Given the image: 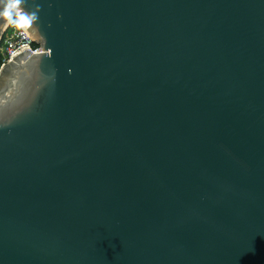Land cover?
Masks as SVG:
<instances>
[{
	"label": "water",
	"instance_id": "95a60500",
	"mask_svg": "<svg viewBox=\"0 0 264 264\" xmlns=\"http://www.w3.org/2000/svg\"><path fill=\"white\" fill-rule=\"evenodd\" d=\"M35 3L43 52L0 70V264H264V0Z\"/></svg>",
	"mask_w": 264,
	"mask_h": 264
},
{
	"label": "clouds",
	"instance_id": "9594fccd",
	"mask_svg": "<svg viewBox=\"0 0 264 264\" xmlns=\"http://www.w3.org/2000/svg\"><path fill=\"white\" fill-rule=\"evenodd\" d=\"M28 0H0V18L17 29H30L38 25L41 5L33 0V7H27Z\"/></svg>",
	"mask_w": 264,
	"mask_h": 264
},
{
	"label": "built area",
	"instance_id": "2783aa9c",
	"mask_svg": "<svg viewBox=\"0 0 264 264\" xmlns=\"http://www.w3.org/2000/svg\"><path fill=\"white\" fill-rule=\"evenodd\" d=\"M24 49H30L31 53L43 52L42 44L33 39L24 29L7 25L4 36L0 41V56L2 57L0 68Z\"/></svg>",
	"mask_w": 264,
	"mask_h": 264
},
{
	"label": "trees",
	"instance_id": "16d2710c",
	"mask_svg": "<svg viewBox=\"0 0 264 264\" xmlns=\"http://www.w3.org/2000/svg\"><path fill=\"white\" fill-rule=\"evenodd\" d=\"M1 64H2V57L0 56V67H1Z\"/></svg>",
	"mask_w": 264,
	"mask_h": 264
},
{
	"label": "rangeland",
	"instance_id": "374dc122",
	"mask_svg": "<svg viewBox=\"0 0 264 264\" xmlns=\"http://www.w3.org/2000/svg\"><path fill=\"white\" fill-rule=\"evenodd\" d=\"M0 70H1V68H0Z\"/></svg>",
	"mask_w": 264,
	"mask_h": 264
}]
</instances>
